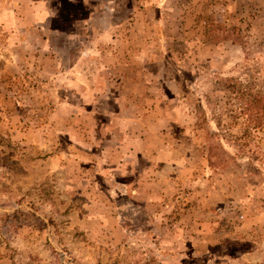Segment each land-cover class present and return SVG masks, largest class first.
Returning <instances> with one entry per match:
<instances>
[{
	"label": "rangeland",
	"instance_id": "374dc122",
	"mask_svg": "<svg viewBox=\"0 0 264 264\" xmlns=\"http://www.w3.org/2000/svg\"><path fill=\"white\" fill-rule=\"evenodd\" d=\"M247 84L264 0H0V264H264Z\"/></svg>",
	"mask_w": 264,
	"mask_h": 264
},
{
	"label": "trees",
	"instance_id": "16d2710c",
	"mask_svg": "<svg viewBox=\"0 0 264 264\" xmlns=\"http://www.w3.org/2000/svg\"><path fill=\"white\" fill-rule=\"evenodd\" d=\"M236 81V80H235ZM231 91L234 92V86H230ZM251 85H244V90H241V97L244 105L239 108V112H232L231 110L223 111L220 114L212 112L213 119L216 121L217 134L221 141L229 149H235L232 156L241 157L246 154V150L251 145V131L262 130L264 127V96L254 93L251 90ZM228 119V122L223 123V117ZM242 120L244 122V129L242 134H235L233 127L237 124L235 122Z\"/></svg>",
	"mask_w": 264,
	"mask_h": 264
}]
</instances>
